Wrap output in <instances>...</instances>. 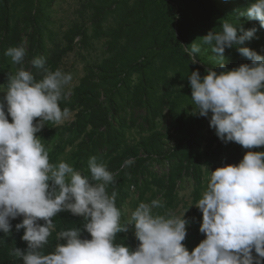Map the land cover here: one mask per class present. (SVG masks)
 I'll use <instances>...</instances> for the list:
<instances>
[{
  "label": "trees",
  "instance_id": "trees-1",
  "mask_svg": "<svg viewBox=\"0 0 264 264\" xmlns=\"http://www.w3.org/2000/svg\"><path fill=\"white\" fill-rule=\"evenodd\" d=\"M66 2L69 0H0V85L19 67L5 55L11 46H25L23 66L38 80V69L30 63L35 57H46L51 70L70 73L72 80L78 71L77 59L83 61V76L66 89V97L59 103L74 119L62 126L46 122L36 133L49 152L50 163L63 160L89 175L88 159L96 156L103 161L115 174V183L107 191L117 193L115 202L122 220L140 202L153 199L162 202V207L153 209L154 214L168 213L186 179L194 183L192 196L197 203L210 174L205 167L215 170L238 164L249 149L222 142L209 126L211 113L207 118L193 113L197 109L187 78L190 72L198 69L203 77L206 69H222L212 59L218 54L207 45L201 44L195 54L196 64L184 47L200 43L210 30L220 31V24L228 20L238 29L240 25L245 29L255 26L258 31L244 46L264 55V29L258 20L241 14L250 0H78V20L69 18V8L63 7ZM100 38L106 39V50L91 63L94 58L88 57ZM224 57L227 69L251 63L236 47L226 49ZM3 96L0 92V99ZM166 118L169 125L160 128L159 120ZM251 150L264 151V146ZM128 158L135 162L125 167ZM159 166L167 170L161 174ZM22 219L10 221L9 235L0 232L5 240L0 246V264H23L10 255L12 247L27 248L21 239L24 229L15 228ZM188 220L182 243L191 252L205 238L199 231L202 212L195 205ZM53 221L55 230L45 251L54 248L56 233L61 230L80 227L81 238L91 239L81 216L61 211ZM133 229L130 226L127 232L118 233L116 240L135 250L140 242H134Z\"/></svg>",
  "mask_w": 264,
  "mask_h": 264
},
{
  "label": "clouds",
  "instance_id": "clouds-1",
  "mask_svg": "<svg viewBox=\"0 0 264 264\" xmlns=\"http://www.w3.org/2000/svg\"><path fill=\"white\" fill-rule=\"evenodd\" d=\"M241 14L258 20L264 29V0H250ZM220 27V31L210 30L200 43L184 47L196 64L195 54L201 44L207 45L218 54L212 59L222 69H206L203 77L198 69L190 72L187 78L197 109L193 113L206 118L211 113L209 126L217 137L249 151L238 164L215 170L205 167V173H210L206 189L194 204L202 212L199 231L205 238L191 252L182 243L190 206L179 216L171 211L154 214L162 202L153 199L140 202L122 220L117 193L107 191L115 183V174L103 161L91 156L89 175L63 160L50 163L36 133L46 122L62 126L68 121L70 112L59 103L72 76L51 70L46 57L40 56L30 62L38 69V80L23 66L25 46L7 48L5 55L19 67L0 85L4 93L0 99V232L9 235L10 221L23 217L15 228L24 229L21 239L27 242L26 249L12 247V257L23 264H264V151L251 150L264 146V55L244 46L258 31L255 26L238 29L236 23L224 20ZM233 47L251 63L227 69L224 53ZM134 162L128 158L123 166ZM61 211L83 217V229L91 239L81 238L80 227L61 230L54 248L45 251L55 230L53 218ZM130 226L140 242L135 250L116 240Z\"/></svg>",
  "mask_w": 264,
  "mask_h": 264
},
{
  "label": "rangeland",
  "instance_id": "rangeland-1",
  "mask_svg": "<svg viewBox=\"0 0 264 264\" xmlns=\"http://www.w3.org/2000/svg\"><path fill=\"white\" fill-rule=\"evenodd\" d=\"M77 4H78V0H69V2L65 3L63 5V7L65 8H69V18L72 19V20H78L79 18V13H77ZM62 13V12H61ZM60 15V13H59ZM70 19H67V21H70ZM105 41L106 39L105 38H100L98 39L97 41H95V44H94V48H93V51H92V56L91 57H88L89 59H92L94 58L91 63L94 62V60L96 59H100L102 58V56L104 55V52L103 50H106V46H105ZM106 56H108V54H106ZM78 62H76V65H77V68H78V71L76 72V76L74 78V80H72L71 82V85L69 87H72L74 84L77 83L78 79L80 76H83L84 72H83V61L78 58L77 59ZM76 60V61H77ZM71 64V63H70ZM74 119V115L73 114H70L69 116V119L67 122L69 121H72ZM160 121V128H162V124H165V125H169V119L166 118L164 119V122H161ZM165 170H167L166 167H158V171L162 174L163 172H165ZM193 181L192 180H189V179H186L185 182L183 183L182 187L179 188V192H178V195H177V198L175 199V202H174V205L171 207L170 211L173 212L174 214L176 215H182L183 212L186 210L185 212V218L186 219H190L193 215V207H194V202H193V196H192V190H193ZM132 238L135 241H137L135 235H134V229L132 230Z\"/></svg>",
  "mask_w": 264,
  "mask_h": 264
}]
</instances>
